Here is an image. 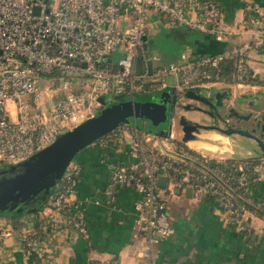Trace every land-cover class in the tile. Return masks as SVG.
Here are the masks:
<instances>
[{
    "label": "built area",
    "instance_id": "built-area-1",
    "mask_svg": "<svg viewBox=\"0 0 264 264\" xmlns=\"http://www.w3.org/2000/svg\"><path fill=\"white\" fill-rule=\"evenodd\" d=\"M145 8L190 29L209 31L217 39L224 36L220 6L214 0H0V167L28 157L57 134L92 117L102 105L99 96L106 93L133 95L147 80L161 82L170 74L175 75L178 87L217 84L225 81L224 67H229L236 84L257 82L247 57L250 50L264 46L263 13L241 19L236 32L255 34L232 47L193 56L186 45L178 62L159 64V55L145 56L143 49L148 21ZM117 47L120 55L113 64L105 58ZM137 57L141 61L139 74L135 72ZM148 58L152 59L151 72ZM102 59V64L96 63ZM41 74H55L60 80L58 87L47 90V97L53 100L50 107L44 104ZM87 85L86 93L78 92ZM127 125H119L106 139L120 143L130 137L133 155L130 160L110 162L106 192L113 194L118 184L139 192L134 202L133 234L142 240L143 258L133 264H150L152 245L175 231L160 194L163 188L176 187L174 179L183 182L185 191L190 188L194 198L214 201L236 220L239 231L253 230L264 239V229L256 231L252 226L253 213L247 206L264 207V191L258 190L257 195L252 186L264 179V157L250 176L242 163L224 162L229 157L225 155L228 140L207 149L181 141L175 133L161 136ZM161 176L166 177L163 186L158 181ZM61 178L64 183L50 197L48 206L57 212L68 210L71 227L85 234L86 223L74 196L77 164H68ZM34 233H27L23 246L44 254L49 248L42 245L44 238ZM107 264L121 263L112 259Z\"/></svg>",
    "mask_w": 264,
    "mask_h": 264
},
{
    "label": "crops",
    "instance_id": "crops-1",
    "mask_svg": "<svg viewBox=\"0 0 264 264\" xmlns=\"http://www.w3.org/2000/svg\"><path fill=\"white\" fill-rule=\"evenodd\" d=\"M214 1L220 6V23L225 29L223 38L217 39L206 30L189 29L162 15L160 20L169 22L170 32L182 41L183 47L178 52H165L163 57L160 56L159 64L178 62L186 45L190 47L191 55L197 56L232 47L255 34L253 31H236L241 19L249 12L264 14V0ZM247 58L257 82L241 85L234 83L231 77L205 92L227 94L225 102L240 111L247 110L252 99L264 95V77L260 76L264 73V46L250 50ZM130 140L126 137L114 147L86 146L73 161L79 171L74 196L86 223L85 234L74 231L67 211L57 212L48 205L36 212H0V264H36L23 246V239L29 231L41 230L47 225H50V231L41 232L42 245L49 248L43 254L42 264H107L112 259H118L121 264H133L142 259V240L133 234L134 202L139 192L123 184H118L113 194L106 192L110 162L133 158L128 145ZM189 143L207 149L217 146V143L204 140ZM233 153V149H229L225 155ZM188 189L183 191L181 187H175L176 195L172 197L170 209L167 204L175 231L152 245L150 264H264V239L259 234L247 237L237 229L236 220L214 201L196 200ZM258 190L264 191L263 178L258 182ZM250 220L256 231L260 227L264 229V217L253 214Z\"/></svg>",
    "mask_w": 264,
    "mask_h": 264
},
{
    "label": "water",
    "instance_id": "water-1",
    "mask_svg": "<svg viewBox=\"0 0 264 264\" xmlns=\"http://www.w3.org/2000/svg\"><path fill=\"white\" fill-rule=\"evenodd\" d=\"M143 49L144 51L147 50L146 40L143 41ZM145 56H149L146 51ZM105 59L110 61L111 57ZM105 59L96 61V63H101ZM83 64L85 65V63ZM147 68L149 72L152 71L151 58L147 59ZM140 71L141 61L140 57H137L135 72L139 74ZM136 80L138 82L139 78ZM213 85L188 87L165 85L166 88L169 87V93L166 102L168 111H163L164 113L157 108L152 97L141 98L133 94L129 100L113 101L107 104L104 95H100L98 99L103 106L92 117L57 134L51 143L28 157L0 167V210H21L42 203L79 150L94 143L119 125H137L135 117L148 118L160 127L158 133L152 132L151 134L167 136L175 133L184 142L199 139L201 129H216L227 135L232 133L245 135L251 137L262 151V155L256 157H264L263 132L255 133V129L232 124H225L226 127L222 128L186 116L184 112L189 109L209 114V111L212 110L215 114H220L218 107L222 105L221 102H213L212 99L213 95L219 92L206 93L201 91V89L208 90ZM118 96L121 94H115L114 97L117 98ZM191 99L196 100L197 103L191 102ZM200 103L209 108L202 107ZM132 116L134 119L131 122L129 118ZM158 181L163 186L166 177L161 176ZM188 192L190 193L191 189H188ZM20 204L22 205L20 206Z\"/></svg>",
    "mask_w": 264,
    "mask_h": 264
},
{
    "label": "rangeland",
    "instance_id": "rangeland-1",
    "mask_svg": "<svg viewBox=\"0 0 264 264\" xmlns=\"http://www.w3.org/2000/svg\"><path fill=\"white\" fill-rule=\"evenodd\" d=\"M161 12L151 10V8H145V18L147 21L145 26V32L142 35V41H147V50H145L148 55L151 57L154 55L164 56L163 54L167 51H179L183 47L182 41L177 38L172 32H170V25L169 22H165L160 20ZM165 16V15H164ZM120 55V49L117 47L113 50L110 54L111 61L114 64ZM153 64H156L153 61ZM263 75V76H262ZM260 76L264 77V73H261ZM41 78L43 84L41 85L42 93H43V100L44 104L48 107L51 106L52 101L50 100L46 93L49 88L52 86L58 87L60 85V80L57 75L55 74H41ZM46 79L48 82H46ZM146 81V80H145ZM177 80L174 74H170L165 77V79L161 82L155 84V86L148 87V88H139L135 90L134 95L141 97V98H150L152 97L155 101L154 104L157 106L158 109L162 110V112L168 109L167 107V95L169 93V87L166 88L165 85H173L176 84ZM90 89V86H84L78 89L80 93H86ZM202 92H205L204 89H201ZM106 103L110 104L113 101H121V100H129L132 97L130 93H123L121 96L117 98L114 97L111 93H106ZM103 105L99 106L97 109H100ZM168 111V110H167ZM163 112V113H164ZM186 116L190 119H197L200 121H207L205 115L202 111L199 110H187ZM134 117H130L129 121H133ZM136 124L138 129L143 130L147 133H158L159 126L155 125L150 119L144 117H135ZM132 126V125H131ZM217 135L216 138H213L209 135ZM199 140H204L207 142H212L211 144H223L226 140H229L228 148L233 149L234 153L231 155L233 157H251V156H260L262 155V151L257 146L256 142L248 136L240 135L232 133L227 135L225 133L211 130V131H203L200 133ZM264 138V137H263ZM124 141V140H122ZM216 144V145H217ZM89 145H92L89 144ZM87 145V146H89ZM86 147V146H85ZM84 147V148H85ZM83 149V148H82ZM81 149V150H82ZM80 150L75 154L74 158L71 160L69 165L76 159L77 154ZM175 183L177 187H181L183 191L185 190L184 185L177 179L172 181ZM161 196L166 200L168 207L170 209V202L173 200V196L176 195L175 188L171 187L169 191L167 189L160 190ZM184 194V193H183ZM172 198V199H170ZM196 200H199L195 198ZM13 212V211H12Z\"/></svg>",
    "mask_w": 264,
    "mask_h": 264
},
{
    "label": "trees",
    "instance_id": "trees-1",
    "mask_svg": "<svg viewBox=\"0 0 264 264\" xmlns=\"http://www.w3.org/2000/svg\"><path fill=\"white\" fill-rule=\"evenodd\" d=\"M249 11V10H248ZM255 12H249V14H254ZM248 15V14H247ZM188 28V27H187ZM190 29V28H189ZM224 71H225V76H224V80L225 81H229L230 79H231V76H230V74H229V67L227 68V67H224ZM257 81H258V79H256ZM156 83H158V82H154V81H149V80H147L145 83H144V88H148V87H152V86H155V84ZM128 127H131V125H127ZM112 131H110V133H111ZM109 135V133L108 134H105V135H103L100 139H98L97 141H95L94 143H92V144H94V145H98V146H101L102 145V143L103 142H106V139L108 138L107 136ZM119 143V142H118ZM118 143H114L111 139L110 140H108V142H106V146L107 147H110V146H116ZM226 161V163H230V164H237V163H242L248 170V172L250 173V176L251 175H253V167L256 165V164H258V163H260V161H261V157H256V156H252V157H247V158H244V157H233V156H229V157H226L225 158V160H224V162ZM177 180H179V179H177ZM180 182H182V181H180ZM254 182V181H253ZM63 183H64V180L62 179V178H60L59 180H58V182L54 185V187L50 190V193H49V195H47V197L43 200V202L42 203H37L35 206H33V207H27V208H25V209H21V210H16V209H13V210H7V211H1L0 210V212L2 213V214H4V213H8V212H14V213H18V214H22V213H27V212H36V211H38V210H40L42 207H44V206H46V205H48V203H49V200H50V197L53 195V194H55L56 192H58L60 189H61V187H62V185H63ZM182 185H184L183 184V182H182ZM253 190H254V192L258 195V184H257V181H255L254 183H253ZM168 190V189H167ZM169 191V190H168ZM236 198H237V200L238 201H243L242 200V197H240V196H236ZM257 198H258V196H257ZM22 204H20V206H21ZM249 208H250V210H251V212L254 214V215H256V216H262V217H264V207H255V206H250V205H247ZM67 212H68V210H67ZM50 229H51V227H50V225H47V226H42L41 227V230H35V235H36V237H41L42 236V234H41V232H49L50 231ZM242 233H244L247 237H250L252 234H254L255 232L252 230V231H246L245 229H242V230H240ZM257 234V233H256ZM261 237H263V236H261ZM27 250H29V252H30V255L35 259V261H36V264H42V259H43V254H41V253H39V252H37L36 250H34V249H28V248H26Z\"/></svg>",
    "mask_w": 264,
    "mask_h": 264
},
{
    "label": "flooded vegetation",
    "instance_id": "flooded-vegetation-1",
    "mask_svg": "<svg viewBox=\"0 0 264 264\" xmlns=\"http://www.w3.org/2000/svg\"><path fill=\"white\" fill-rule=\"evenodd\" d=\"M227 94L220 95L216 93L213 95V102H221L219 111L220 114H215L214 111L210 110V114L204 112L206 117V122L218 125L222 128L226 127L225 124H232L234 126H241L244 128L255 129V133L263 132L264 135V95L260 97H255L250 101L249 108L247 110L240 111L235 105H230L225 102L224 97ZM200 105L206 109L209 107L201 104ZM216 129L205 130L201 129L200 133L203 131H211ZM219 131V130H216ZM220 132V131H219ZM201 136V135H200Z\"/></svg>",
    "mask_w": 264,
    "mask_h": 264
},
{
    "label": "bare ground",
    "instance_id": "bare-ground-1",
    "mask_svg": "<svg viewBox=\"0 0 264 264\" xmlns=\"http://www.w3.org/2000/svg\"><path fill=\"white\" fill-rule=\"evenodd\" d=\"M192 141H199V139H191V140H188V142H192Z\"/></svg>",
    "mask_w": 264,
    "mask_h": 264
}]
</instances>
